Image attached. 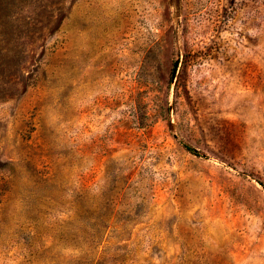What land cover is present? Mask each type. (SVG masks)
Returning <instances> with one entry per match:
<instances>
[{"label": "rangeland", "instance_id": "obj_1", "mask_svg": "<svg viewBox=\"0 0 264 264\" xmlns=\"http://www.w3.org/2000/svg\"><path fill=\"white\" fill-rule=\"evenodd\" d=\"M0 264H264V0H0Z\"/></svg>", "mask_w": 264, "mask_h": 264}]
</instances>
